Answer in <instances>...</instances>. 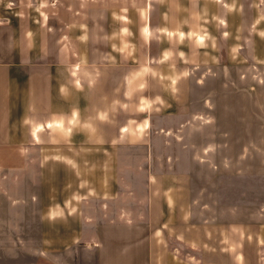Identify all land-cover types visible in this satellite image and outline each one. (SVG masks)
I'll use <instances>...</instances> for the list:
<instances>
[{"label":"crops","instance_id":"1","mask_svg":"<svg viewBox=\"0 0 264 264\" xmlns=\"http://www.w3.org/2000/svg\"><path fill=\"white\" fill-rule=\"evenodd\" d=\"M113 1L0 0V239L35 224L47 264H264L261 210L195 214L199 7L159 0L133 26ZM208 2L218 45L241 25L264 62V0Z\"/></svg>","mask_w":264,"mask_h":264},{"label":"rangeland","instance_id":"2","mask_svg":"<svg viewBox=\"0 0 264 264\" xmlns=\"http://www.w3.org/2000/svg\"><path fill=\"white\" fill-rule=\"evenodd\" d=\"M165 1L167 7L174 2ZM192 1L180 0L179 3L184 8L199 7L196 29L201 35H198L200 44L183 49L198 57L195 75L202 76L203 86L210 88L206 100L208 110L182 131L193 144L191 152L201 157L207 155L199 163L201 173L195 179L194 191L198 195L195 214L202 219L226 218L237 215L239 209L248 215L257 210L264 213V62L248 56L250 48L236 47L240 31L241 36L246 34L245 30H240L241 25L235 29L231 25L229 41L234 45H218L222 40L213 39L217 31L216 18L212 20L210 13L207 14L208 8L212 11V2ZM228 1L231 6L238 1L252 6L254 0ZM113 2L114 11L122 8L119 11L129 13L131 24L134 20L133 26H136L144 21L143 9L150 6L151 13H155L159 0ZM118 23L119 18L114 16V24ZM176 145L174 143L172 148L176 149ZM11 225H7V233H17L20 237L0 239V264H32L33 261L47 264L46 255L32 253L40 242L30 229H34L35 224H23L22 233ZM55 245L58 247L61 243L55 241ZM56 257L63 258L61 254Z\"/></svg>","mask_w":264,"mask_h":264}]
</instances>
